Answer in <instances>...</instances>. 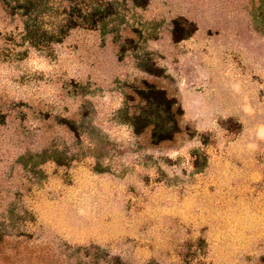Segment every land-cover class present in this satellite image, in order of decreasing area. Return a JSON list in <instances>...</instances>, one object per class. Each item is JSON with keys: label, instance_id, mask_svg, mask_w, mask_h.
<instances>
[{"label": "rangeland", "instance_id": "rangeland-1", "mask_svg": "<svg viewBox=\"0 0 264 264\" xmlns=\"http://www.w3.org/2000/svg\"><path fill=\"white\" fill-rule=\"evenodd\" d=\"M0 264H264V0H0Z\"/></svg>", "mask_w": 264, "mask_h": 264}]
</instances>
